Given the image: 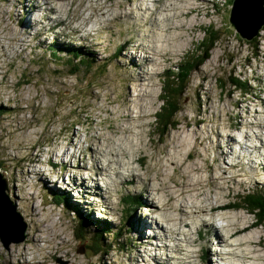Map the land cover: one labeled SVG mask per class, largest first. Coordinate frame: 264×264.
Segmentation results:
<instances>
[{"label":"rangeland","instance_id":"obj_1","mask_svg":"<svg viewBox=\"0 0 264 264\" xmlns=\"http://www.w3.org/2000/svg\"><path fill=\"white\" fill-rule=\"evenodd\" d=\"M27 1L0 0V169L28 224L26 241L7 249L0 239V264H225L228 249L249 252L246 264H264V223L252 227L256 211L234 204L264 191V29L256 50L229 22L234 0H31L43 6L37 22L61 26L44 35H36L38 24L25 28V41L17 16L24 26L38 7ZM209 24L225 35L186 81L177 126L160 137L156 112L166 81L192 58ZM233 78L249 81L252 93L242 95ZM130 112L139 120H129ZM127 125L131 133H118ZM59 147L67 149L63 157ZM97 154L96 178L80 183ZM57 162L62 169L50 167ZM98 193H108L106 208L95 205ZM237 217L249 229L223 241ZM146 218L160 224L146 229L148 238L136 223ZM96 225L118 231L114 239L104 231L98 254L88 245Z\"/></svg>","mask_w":264,"mask_h":264},{"label":"trees","instance_id":"obj_2","mask_svg":"<svg viewBox=\"0 0 264 264\" xmlns=\"http://www.w3.org/2000/svg\"><path fill=\"white\" fill-rule=\"evenodd\" d=\"M225 6H228V4H226ZM228 14H229V19H230L231 10H230V13ZM229 22L231 23V21ZM262 29H264V27H261L258 33H260ZM204 32H205L204 38L201 41H199L196 49L192 51L193 52L192 58H186L184 61H182V64H181L182 66L180 68L179 73L177 75L176 74L172 75L171 82L168 83L166 81V85L164 86V92L162 93V96H161V100L163 99V105L161 104L160 109L156 112V119H157L156 125L159 127L160 137H166L169 132V129H173L177 126L178 123L176 121V117L182 110L181 95L186 87V81H188L191 74L195 70H197V68L212 55L211 53L214 47L225 35L226 28L218 29V28H215V26L209 24L208 26L204 28ZM237 33L240 35L239 32ZM256 38L257 37H254L252 40H248V39L246 40L248 41L250 45H252L253 48H255L256 50H259L260 47H259V43L256 41ZM253 43H255V45ZM74 51H77V49L72 48L71 52L77 55L75 62L78 63L79 61L78 56H80V52H74ZM55 53L57 54V51H55ZM253 55L254 57L257 56L255 50H253ZM54 58H57V57L54 55ZM86 66L91 67L92 65L88 64ZM74 69L75 70L73 72L77 73L81 70V67L79 65H76ZM173 79H175L174 82L176 83H173ZM231 81L237 84V89L241 91L242 95L246 96L252 93V91L250 90V87L252 85L249 83V81H241V79H237V78H233ZM222 84H224L225 86L226 82L220 79L219 85H222ZM5 112L6 111H3V114ZM260 198L264 199V191H260V192L253 191L252 193H249L248 195H245V196L242 195L238 197L234 202V204L240 203L238 208L243 207L249 211H253V210L256 211L257 222L255 223V226H259V224L264 223V206L260 203L259 201ZM135 203L136 202H129L130 205H134ZM137 203H140V202L138 201ZM234 204L230 205L231 208L233 209H234ZM246 205H249L251 207L247 208ZM77 214L80 217L79 224L81 228H84V225L86 224L85 214L82 213L81 211H78ZM92 228L95 229V231L92 232L93 233L91 236L92 238H89L90 242L88 243V245L94 248L93 251H96V254H98L102 246H105L103 243H101V239L104 235V231L108 230V232H112L113 239L117 236L118 231L117 229L113 231L109 229H104L98 225H96V227L92 226ZM120 234L122 235V233Z\"/></svg>","mask_w":264,"mask_h":264},{"label":"bare ground","instance_id":"obj_3","mask_svg":"<svg viewBox=\"0 0 264 264\" xmlns=\"http://www.w3.org/2000/svg\"><path fill=\"white\" fill-rule=\"evenodd\" d=\"M31 2V3H29L27 6L28 7H33L34 5H37L38 7H34L33 9H35L36 11H32L30 14H33V15H31L30 16V14L28 15V17H27V24H25L24 26H23V22H22V20L17 16V19H18V22H19V25L20 26H22V31H21V33H22V35L23 36H25V41H28V35L26 34V33H28L29 32V30L27 31V30H25V28H27V29H32V28H34V26L35 25H37L38 24V26H39V30L37 31V33H36V35H38L39 33H42V35H44V34H46V33H49L51 30H53V28L55 27V26H51L50 28L49 27H47V28H45V24H41L42 22H37V20H36V18H37V15L39 14V11L40 10H42V8H43V6L42 5H40V4H35V3H33L31 0H28L27 2ZM25 2V1H24ZM40 6V7H39ZM100 8H102V5H101V7ZM51 9H54L55 11H56V8L55 7H51ZM111 9H113V7H111ZM159 10V9H158ZM51 16H48V18H50ZM53 19H56V17H54ZM99 21V20H98ZM100 22V21H99ZM121 22V21H120ZM122 23V22H121ZM80 26H82V24H80L79 23V25H78V28L80 27ZM102 27V26H101ZM106 27L108 28H110V26H108V24H106ZM103 29V28H102ZM17 33H19V30H17ZM68 33V32H67ZM87 36V35H86ZM88 37V36H87ZM16 37H14V40L16 41ZM88 47V46H87ZM90 53V52H89ZM145 59V58H144ZM139 73H141L140 71H137L136 73H135V75H137V74H139ZM130 79V78H129ZM132 80H133V78H132ZM128 117H129V120H131V119H133L132 121H136V120H139L138 118H136L135 117V115L132 113V112H130L129 114H128ZM219 127H222V126H219ZM133 131V127L131 126V125H127V126H123L122 128H121V131L120 132H118V133H120V134H126V133H131ZM133 134V133H132ZM135 135V134H134ZM100 139V137H97L96 139ZM96 139L94 140V141H96ZM110 140H112L113 141V138H111ZM256 140H258V139H256ZM82 143H84V142H82V141H79V142H77L76 144H77V147L78 148H80V150L82 151V155H86L85 154V150L83 149L84 148V146L82 145ZM224 143V142H223ZM102 145V144H101ZM253 148H255L256 150H257V146H255V145H253L252 146ZM101 148V147H100ZM216 148H213V151L214 152H216V154H217V152H220V147H219V149H216ZM66 150L67 149H64V147H59V152H60V154L59 155H57L58 157H63V155H64V153L66 152ZM103 150V149H102ZM99 152V154H102V152H100V151H98ZM97 152V153H98ZM71 152H67L66 153V155H65V158L70 154ZM74 153V152H73ZM75 154V153H74ZM79 154V153H78ZM70 155H72V154H70ZM172 155H176L175 153H171L170 154V156H172ZM260 156H263L262 154H260ZM72 157V156H71ZM77 157V156H76ZM95 157H96V155H95ZM264 157V156H263ZM99 158H102V156L101 155H98L97 154V157H96V159H94V161H93V166L91 167V168H89V169H92V172L90 173V175H87V178H83V181H81L80 180V183H87V180H93L94 181V177H95V175H96V170H99V168H97V164H98V160H99ZM78 159V158H77ZM112 159V158H111ZM108 161H110V158H108L107 159ZM161 160H162V158H161ZM62 161H64V160H62ZM71 161V160H70ZM103 161H105V160H103ZM140 161H141V159H140ZM216 161L218 162L219 161V158L216 156ZM48 162V161H47ZM100 163V162H99ZM106 163V162H105ZM67 164H65V165H63L65 168H67V170L69 171V170H72L71 168H72V164H69V165H67ZM111 165V164H110ZM87 167H88V165H87ZM113 169V168H112ZM225 171L227 170V169H224ZM73 171H75V169L73 170ZM129 171L130 172H132V171H134V168H130L129 169ZM53 172V171H52ZM70 172V171H69ZM115 173H117L118 174V168L117 169H115V171H114ZM126 172H128V171H125L124 172V175L125 174H127ZM3 173L7 176V172L5 173V170H3ZM99 174V173H98ZM133 173H130L129 175H132ZM144 174H145V172H144ZM186 174H188V171H186ZM96 178V177H95ZM193 179V178H192ZM126 180V179H125ZM74 181V180H73ZM85 181V182H84ZM192 181H194V180H192ZM218 181V180H217ZM71 182H72V180H71ZM214 182V181H213ZM128 183V182H127ZM133 183H135L136 185H138V180H136V179H134L133 180ZM92 186L94 187V189H95V191L96 192H98L99 190H102L103 188H101L100 186H98V183H94V184H92ZM108 188L109 187H107V190H108ZM142 188H145L144 186H140V189H142ZM229 190H230V192H228L227 194H228V196L231 194V190H233V186L232 185H230V188H229ZM106 192V191H105ZM109 192V191H108ZM139 193V192H138ZM151 193H152V196H154V194H153V191H151ZM57 195V194H56ZM139 195H140V193H139ZM138 194L136 195V197H138L137 199H138V201L140 202V203H144V201H142L141 200V197L139 196ZM98 196H100V197H103V199L101 200V201H98L97 199L96 200H94V203H96L95 205L97 206V207H101V208H106V199L107 198H110L109 196H108V193H107V195H105L104 193H103V195L101 196V194H99L98 193ZM97 196V197H98ZM155 197V196H154ZM58 200V199H57ZM177 200H179V199H177ZM146 203V206L148 207V208H151V207H153V205H148V204H151L152 203V201H151V199H148L147 200V202H145ZM181 203L182 202H180L178 205H179V207L181 206ZM212 203H216V201H214V202H212ZM174 204V203H173ZM196 204V203H195ZM226 203H223L222 205H225ZM175 205V204H174ZM212 206H213V209L216 207V205H210V206H208V207H200V206H195V207H197V209L199 210V211H203V210H205V209H209V210H212ZM142 208H143V206H142ZM175 209V208H174ZM176 209L178 210L179 208L176 206ZM175 209V210H176ZM176 210V211H177ZM104 213H105V215H106V212H100V215H103L104 216ZM185 214V212H181V214ZM225 217H226V215H224ZM105 217V216H104ZM222 217V216H221ZM167 218V217H166ZM224 218V217H223ZM238 218L239 217H237V221L234 223V224H236V227H235V231L234 232H231V230H232V228L233 227H231V229L229 228V232L227 231V227L226 226H223V228L222 229H224L225 231V233L227 234V232H228V234H227V239H223V237H222V235L221 234H219V236H218V238L219 239H223V241H228L229 239H230V237L232 238L235 234H237L238 232H244L245 230H248L249 229V226H247V225H241V223L239 222V220H238ZM246 218V217H245ZM31 221V220H30ZM156 222L157 223H155V222H153V221H151L150 219H148V218H146V219H144V220H142V219H137V224H139V227L138 228H140L141 230H143V228H144V236L146 235V237L148 238V235L146 234L147 233V231H146V229H150V228H155V227H158V226H160V224H159V222H158V218H156ZM180 222V221H179ZM181 222H183V219L181 220ZM242 222V221H241ZM247 222H249V221H247ZM32 223V222H31ZM230 223V222H229ZM228 223V224H229ZM250 223V222H249ZM231 224V223H230ZM233 224V223H232ZM33 226V225H32ZM230 226V225H229ZM251 226V225H250ZM33 230H34V227H33ZM32 230V231H33ZM209 231H210V233H212V235H213V241H218V239H217V235H215L216 233H218L219 231H218V228H216V226H213L212 228H210L209 229ZM149 233H152L151 231L149 232ZM220 233V232H219ZM167 234V233H166ZM155 235V234H154ZM145 238V237H144ZM146 239V238H145ZM164 239V238H163ZM261 242V241H260ZM33 243H34V241H33ZM226 243V242H225ZM249 243H251V242H249ZM255 243V242H254ZM262 243V242H261ZM156 244V243H155ZM165 244V243H164ZM230 244V243H229ZM239 244V243H238ZM51 246L50 245H48V248H50ZM183 247V246H182ZM179 250H181V247H179L178 248ZM153 250V249H152ZM245 250V249H244ZM160 252V251H159ZM245 254H243V255H241V254H239V253H237V252H231L229 249H228V251L226 252V254L225 253H223L224 255H222L221 256V259H222V261L224 260L225 261V264H232L233 263V257H231V256H234L235 257V261L237 260V264H246L245 262L247 261V260H249L250 261V258H248V257H252L251 256V254H249V252H244ZM218 254V253H217ZM230 254V255H229ZM158 255V254H157ZM262 256H263V254H262ZM231 257V258H230ZM257 257V256H256ZM102 258V257H101ZM151 258V257H150ZM259 258V257H258ZM27 261H29V257L28 258H25ZM182 259H184V258H182ZM247 259V260H246ZM254 259V258H253ZM133 260V259H132ZM168 261V262H167ZM170 259H166V261L165 262H163L164 264H170ZM185 261H187V260H185ZM256 261V260H255ZM175 262V261H174ZM190 263V262H189ZM236 263V262H235ZM27 264V263H26ZM70 264H75V263H73V261H72V263H70ZM176 264H178L177 262H176ZM180 264V263H179ZM193 264H196V263H193ZM248 264V263H247ZM254 264H257V263H254Z\"/></svg>","mask_w":264,"mask_h":264},{"label":"water","instance_id":"obj_4","mask_svg":"<svg viewBox=\"0 0 264 264\" xmlns=\"http://www.w3.org/2000/svg\"><path fill=\"white\" fill-rule=\"evenodd\" d=\"M231 25L242 38L252 40L264 26V0H234ZM28 224L11 198L9 180L0 170V239L5 248L26 241Z\"/></svg>","mask_w":264,"mask_h":264}]
</instances>
